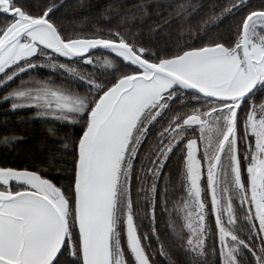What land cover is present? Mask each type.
<instances>
[{
    "label": "snow or ice",
    "instance_id": "6c2138e0",
    "mask_svg": "<svg viewBox=\"0 0 264 264\" xmlns=\"http://www.w3.org/2000/svg\"><path fill=\"white\" fill-rule=\"evenodd\" d=\"M63 7L0 0V104L74 129L67 159L0 162V264H264V0L160 39L170 19L69 31Z\"/></svg>",
    "mask_w": 264,
    "mask_h": 264
},
{
    "label": "trees",
    "instance_id": "16d2710c",
    "mask_svg": "<svg viewBox=\"0 0 264 264\" xmlns=\"http://www.w3.org/2000/svg\"><path fill=\"white\" fill-rule=\"evenodd\" d=\"M60 0H57L59 3ZM190 5L191 11L184 20L177 19L174 0H63L64 7L59 10L57 17L66 28L71 31L75 29H90L101 26L105 20L110 19L112 24L117 23L118 19L128 15L135 17L136 23L144 26L145 35H149L148 28L155 23L161 22V17L170 19L172 25L165 32L161 33L160 38H166L168 34L175 33L178 26L190 21V26L195 30L202 18L208 15L209 8L214 2L219 0H183ZM260 0H250L252 5L259 4ZM111 6V7H110ZM143 8L140 12L137 9ZM228 27V22L221 25L219 31H224ZM215 35V33H211ZM7 104H0V136L5 132L14 133L23 139L14 145L7 146L0 144V162H12L15 166L39 165L44 157L56 156L58 159L62 154L58 151L63 145L60 143L65 138V134L71 136L74 129L70 127H58V135L50 136L46 129L48 125L38 120H32L29 112H8ZM18 117L22 119L18 120ZM52 177L57 173L50 172ZM146 230L147 221L144 222ZM159 227L163 230L164 224L159 222ZM158 264H166L163 257H157Z\"/></svg>",
    "mask_w": 264,
    "mask_h": 264
},
{
    "label": "rangeland",
    "instance_id": "374dc122",
    "mask_svg": "<svg viewBox=\"0 0 264 264\" xmlns=\"http://www.w3.org/2000/svg\"><path fill=\"white\" fill-rule=\"evenodd\" d=\"M256 99H257V103H259V99H260V97L258 96Z\"/></svg>",
    "mask_w": 264,
    "mask_h": 264
}]
</instances>
